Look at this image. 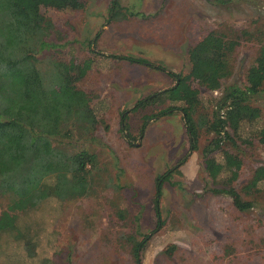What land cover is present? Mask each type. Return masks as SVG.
Returning a JSON list of instances; mask_svg holds the SVG:
<instances>
[{
	"label": "rangeland",
	"instance_id": "obj_1",
	"mask_svg": "<svg viewBox=\"0 0 264 264\" xmlns=\"http://www.w3.org/2000/svg\"><path fill=\"white\" fill-rule=\"evenodd\" d=\"M80 1L83 8L77 11L41 9L53 24L48 42L55 45L43 54L64 63H90L77 86L91 98L100 124L93 135L73 129L71 138L58 146L69 153L96 155L95 193L62 203L51 200L19 214L16 232L0 234V262L134 264L131 245L123 236L140 241L154 231L155 184L166 174L158 199L162 227L142 251V264H264V182L254 194L243 190L253 177L264 179V147L253 133L243 132L236 147L223 146L228 156L241 160V166L239 160L233 165L240 172L231 186L254 204L241 213L227 195L208 192L216 186L205 171L203 149L215 138L213 133L201 129L196 150L188 153V135L178 111L147 121L140 134L143 117L171 110L173 103L131 112L139 100L175 85L170 71L183 79L180 91L199 95L194 118L210 119L225 87L245 86L246 72L264 45V0H119L128 17L113 22L112 0ZM212 31L238 46L228 59L230 76L205 85L193 75L188 56ZM111 56L145 59L164 71ZM251 104L260 110L258 125H263L264 93ZM123 112L130 145L117 127ZM7 203L0 198V212Z\"/></svg>",
	"mask_w": 264,
	"mask_h": 264
},
{
	"label": "trees",
	"instance_id": "obj_2",
	"mask_svg": "<svg viewBox=\"0 0 264 264\" xmlns=\"http://www.w3.org/2000/svg\"><path fill=\"white\" fill-rule=\"evenodd\" d=\"M42 8L77 11L83 8V4L80 0H0V198L8 200L6 208L0 212V234L16 232L19 214L35 211L51 200L62 203L95 193L93 173L98 167L96 155L88 151L69 153L58 146L66 137L71 138L73 129L81 130L84 135H93L100 124L91 106V98L77 86L89 70L90 63H64L43 54L55 45L48 42L54 29L51 20L42 15ZM123 11L119 0H112L109 20H125L128 15ZM237 46V41L218 32H209L189 52L193 75L205 85L211 82L219 84L231 74L228 59ZM111 57L162 69L145 59ZM167 74L175 81L172 88L139 100L131 109L134 112L148 106L164 105L166 101L173 103L171 110L161 111L152 118L143 117L141 136L147 121L173 111L182 114L189 140L188 153L196 150L201 129L213 133L215 138L203 149L205 171L216 186L208 192L227 195L238 212L252 209L253 202L244 200L231 186L240 172L233 165L235 160H239L236 163L241 166V160L238 156H228L223 146L230 144L236 147L242 133L249 131L264 147V124L258 125L261 112L251 104L253 98L264 93V45L260 46L246 72L245 86L225 87L210 119L206 115L194 118L200 104L199 95L180 91L181 76L170 71ZM125 115L124 112L120 114L119 126L129 143L132 137L126 133ZM185 160L186 157L178 163L176 170ZM165 177L166 174L159 176L155 184L157 223L154 231L140 241L132 235L123 236L131 245L134 264H142V251L151 235L162 227L158 199ZM263 182L264 179L255 181L253 177L243 190L247 195L254 194ZM27 246V252L33 258V252ZM172 249L174 247L166 252L170 254Z\"/></svg>",
	"mask_w": 264,
	"mask_h": 264
},
{
	"label": "crops",
	"instance_id": "obj_3",
	"mask_svg": "<svg viewBox=\"0 0 264 264\" xmlns=\"http://www.w3.org/2000/svg\"><path fill=\"white\" fill-rule=\"evenodd\" d=\"M119 126V123H117V127ZM119 128H120V126H119Z\"/></svg>",
	"mask_w": 264,
	"mask_h": 264
}]
</instances>
